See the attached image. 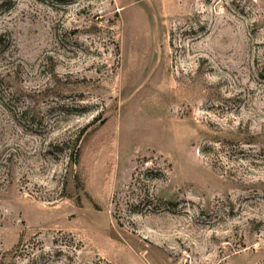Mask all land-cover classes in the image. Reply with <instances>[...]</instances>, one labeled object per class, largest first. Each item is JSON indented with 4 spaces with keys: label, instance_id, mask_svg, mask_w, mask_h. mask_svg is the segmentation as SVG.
I'll return each instance as SVG.
<instances>
[{
    "label": "rangeland",
    "instance_id": "374dc122",
    "mask_svg": "<svg viewBox=\"0 0 264 264\" xmlns=\"http://www.w3.org/2000/svg\"><path fill=\"white\" fill-rule=\"evenodd\" d=\"M0 264H264V0H0Z\"/></svg>",
    "mask_w": 264,
    "mask_h": 264
}]
</instances>
